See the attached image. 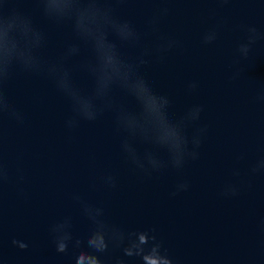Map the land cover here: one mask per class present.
<instances>
[{"label":"water","instance_id":"1","mask_svg":"<svg viewBox=\"0 0 264 264\" xmlns=\"http://www.w3.org/2000/svg\"><path fill=\"white\" fill-rule=\"evenodd\" d=\"M87 5L0 0V264H264V0Z\"/></svg>","mask_w":264,"mask_h":264},{"label":"clouds","instance_id":"2","mask_svg":"<svg viewBox=\"0 0 264 264\" xmlns=\"http://www.w3.org/2000/svg\"><path fill=\"white\" fill-rule=\"evenodd\" d=\"M88 6H97V0H88L87 7ZM136 237H138L139 243H137L135 239ZM70 239L71 237H57L56 245L59 253H65L68 250V243L66 241ZM125 239L126 237L123 233L116 231L109 233L105 226L102 230H96L93 232L91 238L87 240V246L94 252L105 253L108 251L109 242H112L116 246H121L124 244ZM147 240L148 237L146 232L131 233L127 237L128 246L123 249L124 255L127 257L140 256L143 251L140 248V245L147 243ZM81 244L82 241H76L77 247H80ZM20 247L22 249H27L28 246L27 244H21ZM143 260L146 261V264H168L167 260H160L154 258L152 255H144ZM76 264H102V262L97 255L91 254L87 251H81L77 256ZM120 264H123V261H120Z\"/></svg>","mask_w":264,"mask_h":264}]
</instances>
